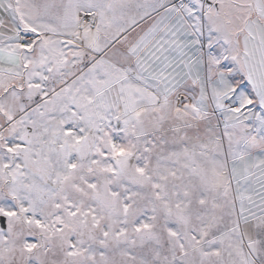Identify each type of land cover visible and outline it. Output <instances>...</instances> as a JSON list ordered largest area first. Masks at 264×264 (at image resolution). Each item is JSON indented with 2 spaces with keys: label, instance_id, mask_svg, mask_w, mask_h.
I'll list each match as a JSON object with an SVG mask.
<instances>
[{
  "label": "snow or ice",
  "instance_id": "snow-or-ice-1",
  "mask_svg": "<svg viewBox=\"0 0 264 264\" xmlns=\"http://www.w3.org/2000/svg\"><path fill=\"white\" fill-rule=\"evenodd\" d=\"M0 264H264V0H0Z\"/></svg>",
  "mask_w": 264,
  "mask_h": 264
}]
</instances>
